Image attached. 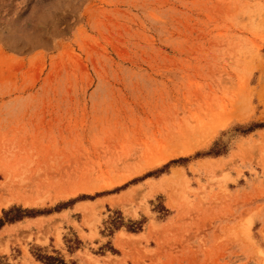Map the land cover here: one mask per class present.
Segmentation results:
<instances>
[{
  "label": "rangeland",
  "instance_id": "1",
  "mask_svg": "<svg viewBox=\"0 0 264 264\" xmlns=\"http://www.w3.org/2000/svg\"><path fill=\"white\" fill-rule=\"evenodd\" d=\"M5 212L0 264H264V0H0Z\"/></svg>",
  "mask_w": 264,
  "mask_h": 264
},
{
  "label": "trees",
  "instance_id": "2",
  "mask_svg": "<svg viewBox=\"0 0 264 264\" xmlns=\"http://www.w3.org/2000/svg\"><path fill=\"white\" fill-rule=\"evenodd\" d=\"M11 212V211H10ZM10 212H5L4 213V216L5 218L2 219L0 218V229L7 223V222H14V221H17V220H21L23 218V215H17V216H14L12 218H7L8 217V214H10Z\"/></svg>",
  "mask_w": 264,
  "mask_h": 264
}]
</instances>
